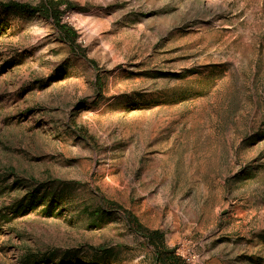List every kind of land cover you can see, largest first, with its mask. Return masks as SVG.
I'll use <instances>...</instances> for the list:
<instances>
[{
	"label": "rangeland",
	"instance_id": "374dc122",
	"mask_svg": "<svg viewBox=\"0 0 264 264\" xmlns=\"http://www.w3.org/2000/svg\"><path fill=\"white\" fill-rule=\"evenodd\" d=\"M52 1L74 46L0 7V264H264V0Z\"/></svg>",
	"mask_w": 264,
	"mask_h": 264
},
{
	"label": "trees",
	"instance_id": "16d2710c",
	"mask_svg": "<svg viewBox=\"0 0 264 264\" xmlns=\"http://www.w3.org/2000/svg\"><path fill=\"white\" fill-rule=\"evenodd\" d=\"M59 2L49 1L46 5H40L36 7H31L26 4H20L17 2H7L0 3V7L6 10H10L13 12H18L27 15H35V14H43L55 17V25L59 29L63 41L69 43L71 46L75 44L76 34L74 31H71L66 25L60 24L57 12V4ZM135 223L136 229L147 238L150 245L154 247V264H184L181 258L175 256L172 249H169L164 244L163 234L159 230H147L141 224H139L136 220H132ZM102 252L103 250H98Z\"/></svg>",
	"mask_w": 264,
	"mask_h": 264
}]
</instances>
